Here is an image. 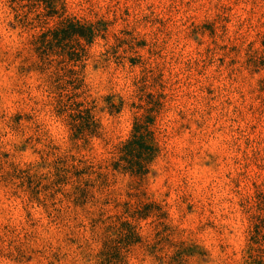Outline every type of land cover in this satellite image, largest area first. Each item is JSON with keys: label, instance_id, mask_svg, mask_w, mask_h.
I'll list each match as a JSON object with an SVG mask.
<instances>
[{"label": "rangeland", "instance_id": "374dc122", "mask_svg": "<svg viewBox=\"0 0 264 264\" xmlns=\"http://www.w3.org/2000/svg\"><path fill=\"white\" fill-rule=\"evenodd\" d=\"M65 2L105 26L77 67L101 136L0 0V264H264V0ZM135 122L144 177L110 167Z\"/></svg>", "mask_w": 264, "mask_h": 264}, {"label": "trees", "instance_id": "16d2710c", "mask_svg": "<svg viewBox=\"0 0 264 264\" xmlns=\"http://www.w3.org/2000/svg\"><path fill=\"white\" fill-rule=\"evenodd\" d=\"M22 13L19 21L24 27L40 31L33 35L39 67L57 63L55 74L58 84L56 110L64 116L73 139L89 141L101 136V125L94 114V106L83 94V81L77 67L83 66L88 57V48L98 36L106 31L102 22L92 23L76 18L68 13L65 0H11ZM18 13V12H17ZM50 20H56L52 27ZM156 153V147L148 128L139 122L128 140L123 142L112 157L113 171L144 177L149 163Z\"/></svg>", "mask_w": 264, "mask_h": 264}]
</instances>
